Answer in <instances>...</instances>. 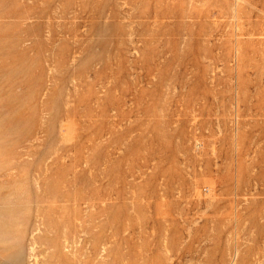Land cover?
<instances>
[{
    "label": "rangeland",
    "instance_id": "1",
    "mask_svg": "<svg viewBox=\"0 0 264 264\" xmlns=\"http://www.w3.org/2000/svg\"><path fill=\"white\" fill-rule=\"evenodd\" d=\"M0 264H264V0H0Z\"/></svg>",
    "mask_w": 264,
    "mask_h": 264
}]
</instances>
